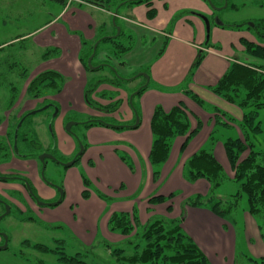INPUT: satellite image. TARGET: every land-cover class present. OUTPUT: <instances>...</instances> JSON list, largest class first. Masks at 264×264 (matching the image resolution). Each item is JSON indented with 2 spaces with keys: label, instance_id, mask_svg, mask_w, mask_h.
Instances as JSON below:
<instances>
[{
  "label": "rangeland",
  "instance_id": "1",
  "mask_svg": "<svg viewBox=\"0 0 264 264\" xmlns=\"http://www.w3.org/2000/svg\"><path fill=\"white\" fill-rule=\"evenodd\" d=\"M67 1L68 3L73 2L71 9L76 10L79 7H82L83 10L87 9L79 6L76 3L77 0ZM157 2L155 3L158 10L157 13L167 22L166 25L161 27V30L175 34L178 42L185 45L187 43L199 44L201 42L197 36L195 37L198 30L190 25V21L194 25V22H197L193 18L194 16H201L198 13L199 11H197V6L194 5L200 2L207 7V14L203 16L204 21H208L205 25V34L201 47L205 49V47L211 46L213 47V52L223 58H232L240 62L262 64L264 66V63L247 57L239 41L242 38L256 45L264 46V30H256L254 27L259 21H264V0H229L228 8H224L225 0H180L176 7H171L173 3L170 1L167 9H162L161 3ZM231 5H234V8H231ZM51 6L61 8L58 3L55 4L52 0H0V44H3L0 49V119H2L0 123V141L6 144L11 141L16 123H20L21 116L25 112L40 111L43 107L53 104L57 109V117L53 123L51 120V134L53 136V139L51 138L53 140L51 142V153L58 157L62 163H68L81 150H84L86 146L84 137L87 134L85 129L76 125L70 126L71 131L66 130V126L70 123L67 118L72 117V114L79 118L76 121L77 123L98 117L108 121V124L115 127H129L121 130L104 128V130L116 133V135H133L135 129L132 126L136 122V117H138L140 124V116L138 113L134 115V118L132 116L135 112L131 106L133 85H129L130 83L127 81L119 80L122 73L118 71L119 68L116 61L121 58L115 55L114 45L109 43L100 44L101 46H99L93 59V66H88L90 70L82 67L83 69L80 71V68H76L74 65V58L80 57L82 53L85 55L90 50L93 42L89 41L91 38L110 37V32L113 30L111 24L108 26L107 14L115 13V7H108L104 10L106 13L108 12L104 15L106 28L95 33L82 29L80 26L77 29L74 26L64 25V21L68 24L66 19L71 17L70 9L64 18L54 26V29L45 26L31 34L34 28H38L39 24L50 17ZM135 7L138 6L136 5ZM118 12V18L121 15H126L123 8H120ZM62 28L67 31H51L61 30ZM117 30L118 28H116V34H118ZM125 33L133 35L135 38L136 34L131 33L129 29ZM27 34L30 35L25 37V39L16 38ZM54 34L55 36L58 34L59 38L54 37ZM14 38L17 40H14ZM170 39L160 37L161 42L159 43H161V47H171L172 40ZM155 42L158 43L157 40ZM120 43L123 46L128 44L125 40H121ZM207 43L209 46H206ZM77 45L79 48H77ZM82 46L85 47L82 48ZM174 47L176 49L170 51V55L175 58L187 59L191 55L179 43ZM101 52L106 53L105 58L101 57ZM166 55H169L168 49H166ZM202 55L205 57L207 54L203 52ZM102 60L106 63H103ZM194 63L185 79L177 87L155 86L152 88L156 95L164 98L180 91L188 93V96L189 92L198 95V98L204 103V107L199 108L204 113H211L215 116L214 110H220L217 106L221 105L222 99L215 95L211 88L216 85L220 77H217V81H210L212 85L208 87L206 76L213 80L208 74L210 66L206 64L200 72H197L195 71ZM99 65L104 67L99 71L93 70ZM183 65L181 64L179 67L170 65L167 71L178 73ZM147 68L143 67L145 70H148ZM53 70L60 73L63 77L61 91L58 94L49 91L44 96L31 99L27 95V87L31 80L40 72ZM193 76L200 78L202 81H195V79H192ZM12 88L15 90L12 91ZM11 95L15 96V100L9 105L8 99ZM139 98L137 95L134 96V105L138 103ZM228 110L230 113L228 117L234 120L229 123V128L217 126L218 133L214 135L215 140H209L205 145L202 143L203 134L196 139L192 138L184 154L181 155V158L186 157L188 159L198 150L211 148L214 158L223 167L225 175L229 178L227 182L214 191L213 195L216 199L228 198L239 191V184L232 181V171L223 153V142L228 137L241 138L242 132L238 126L240 117L237 110L233 108ZM49 117L50 113L40 111L23 122V126L28 125L30 128L35 126L34 128H37L38 141L43 146L46 145V139L49 136ZM218 121L220 123L229 122L227 119L223 120L222 117H219ZM201 122L202 124L204 123L203 131H207L208 129L205 127L206 119H202ZM143 129H140V133L136 134L143 137L142 142L147 140V136L143 134ZM22 130L20 129L17 132V148H19ZM104 130L98 128L95 137H106L108 133ZM176 140L177 138L171 144L174 146L172 152L174 154L172 155L176 153ZM252 142L255 149L264 150V132L252 138ZM38 153V150H33L30 157H35ZM11 154L12 156L7 163L15 159L13 153ZM130 155L131 157L128 158V155L119 152L121 161L139 177L135 182L132 181V178L123 175L122 171L117 170L115 165L117 157L115 156L108 158L111 161L109 165H106L107 156L105 157L104 155L103 158L106 165L104 167L99 164L100 162L95 161V169L90 175L83 153L80 155L79 161L68 168L57 162H47L44 175L49 178L51 172V193L53 194L51 203L57 201L60 192L63 193L61 202L56 206L51 205V207L42 208V215L25 211L19 212V209L12 205L11 214L0 222V228L3 229L7 236V247L4 250H0V264H38L39 262L56 264L55 256L42 254L30 247L43 245L54 248L59 246L56 241L64 242L61 246L64 247L65 254L69 256L78 253L85 254L86 256L83 260L87 264H119L115 261L112 251L121 249L124 251V255L130 256L134 253L135 245L138 244L142 247L143 242L140 239V232L145 225L143 223L144 220L151 223L165 218L168 220L183 219L186 201L196 197L197 193L202 190L199 184H195V181L188 182L184 178L180 182L177 180L173 181L170 178L167 186L174 191H167V188L160 185L153 186L152 190L156 189L154 190L155 195L169 196L171 193H176V195L165 203H161V205L153 204L159 206H156L158 208L154 210V215H150L148 219H145V213L139 207L141 201L138 197L146 189V186L143 176L141 177L137 169V165L133 164L132 153ZM30 163L32 162L30 161ZM23 164L18 163L17 170L24 169L28 171ZM162 168L159 169V173ZM33 170L36 171L34 174L35 181L42 182L37 173V166L29 168V171L33 172ZM151 175L153 176V168ZM118 176L126 180L123 187L118 184ZM140 177L142 178L141 182ZM83 179H87L90 183L87 187L84 185ZM118 188L121 191H118ZM162 190L165 192L164 194H161ZM82 191L88 193L87 198L83 197ZM125 202L135 204L134 209L130 208L128 213L134 214L136 217V220H132L134 227L132 233L126 236L118 231H111L106 222L108 212L114 206ZM239 203L240 207L235 214L226 216L225 219L221 218L227 225L232 227L237 236L234 241V248L236 249L234 264H264V255L260 258H255L252 255L254 253L252 249L259 246L261 242L264 247V219H257L252 216L260 229V238H254L250 241L243 239L244 231L246 233V231L250 232L252 230L250 225L245 223V218L241 217L244 212H247V200L244 194H242ZM168 206H171V209L173 207L174 214L179 211L181 217L173 218V216L167 215L165 210ZM230 217L233 219L235 217L238 218V228L234 227ZM27 242L28 245L25 244Z\"/></svg>",
  "mask_w": 264,
  "mask_h": 264
},
{
  "label": "crops",
  "instance_id": "2",
  "mask_svg": "<svg viewBox=\"0 0 264 264\" xmlns=\"http://www.w3.org/2000/svg\"><path fill=\"white\" fill-rule=\"evenodd\" d=\"M52 1L55 4L58 3L61 8H56L55 6H51V14H49L50 17L48 19H45L41 24H39L37 26L38 28H34L31 34L41 30L45 26H49L54 29L55 28L54 26L61 19H63L64 16L69 12L73 3V2L68 3L67 0H62V1L52 0ZM157 1L155 0L151 1V6L153 7L152 9L155 10V16L152 18H149L147 16L148 8L144 3L138 4L137 5L138 7H135L136 5H128V4L121 5L115 7L116 10L115 13L112 14L107 12L108 13L107 14L104 11V9H101L93 4H89L87 2H82V3L76 2L79 6L86 7L87 9L83 10L82 7H79L76 10L71 9V11L69 12L71 17L66 19L68 21V24H66V22L64 21V25L70 27L74 26L75 28L77 27V29H79L80 26L82 29L84 28L95 33L98 30H102L106 28L104 15L107 14L109 21L108 26H110L111 24L113 30L112 32H110L111 33L110 37H112L113 39L119 37L120 29H121L123 35L122 37L116 39L115 41L117 43H120L121 40H125L128 42L127 46L122 45V47H127L128 50L119 56V58L121 59L116 61V63L119 68L118 71L122 73L120 76L121 79L119 80L127 81L130 83L129 85H133L132 86L133 98L135 95L140 97L136 105H134L133 103V98L131 100V106L132 107L134 106V111H135L134 114H132V116L134 118V115L138 113L140 116V124L138 123V126L135 128L134 130L135 133L133 135H116V133H110L109 131L104 130V128H106L104 126H93L91 128H84L81 126L87 132V134H85L84 137L86 146L84 148L83 157H85V164L87 166L88 173L90 175V173H92L95 169L94 166L95 161L100 162L99 164L104 167L110 164L111 160H108V158L115 156L117 157V161L115 164L117 170L122 171L123 175L127 176L128 178H132V181L135 182L139 179V177L132 171V169H129L128 166L125 163H123L119 157V152L128 155L127 156L128 158L131 157L130 153H132L133 164L135 163L137 165V169L141 174V177L143 176L144 183L146 186V189L142 191L138 197L141 201L139 207L141 210L144 211L145 219H148L150 215H154V210L158 208L156 206L161 205V204L153 205L149 203V199L151 197L159 196L154 194V190L156 189L152 190V187L156 185L157 186L160 185L161 187L167 188L168 189L167 191H174L172 190V188L170 189L167 186L169 179L171 178L173 181L177 180L178 182L183 181V176H182L183 164L187 159L186 157L181 158V155L184 154L190 140L192 138L196 139L197 137L203 134L202 143H204L203 145H205L209 141V136L214 126V120L217 119L219 120V117L220 118L222 117L223 120L228 119L229 118L228 116L230 115L228 109L233 108L234 110H237V112H239L240 119L242 116L241 111L236 106L226 103L223 100L221 101V105L217 106L218 108H220L219 111L223 114L216 117L217 115L214 116L211 113H206V112L204 113L203 110L200 109L201 107L199 108V106L195 102H193L184 91H180L179 93H176L174 95H167L168 97L164 98L156 95L152 87L155 86L177 87L180 84V82L185 79L189 69L192 67L193 63L196 62L200 56H201V61L199 65L194 66V68L195 71L200 72L206 64L210 66L208 74L211 76L213 80H210L208 78L209 76H206L208 87H211L212 85V82L210 81L213 82L214 80L217 81L216 80L217 77H221L233 62L240 64H253L248 62H240L232 58H223L222 56H217L212 50L213 47L209 46L208 43L206 46L209 47H205V49L206 48L207 49L206 51H204V49L201 47V44L203 43V38L205 34V25L207 24L208 21L207 22L204 21L203 15L207 14V7L202 3L199 2L198 4L196 3L194 4L195 6H197L196 8L198 9L197 11H199L198 13L201 14V16L197 15L193 17L195 20H197V22L196 21L194 22L195 25L193 24V22L189 20L190 25L196 27V29L198 30L197 33L195 34V37L197 36V38L201 42H199V44L187 43V45H185L177 41V39L175 38L176 37L175 34L166 33V31L161 30V27L166 25L167 22L166 20H164L163 17L158 15L157 13L158 10L155 5L156 2L159 4L161 3L162 9H167V7H169L168 5L170 1L173 3L171 7H176V4L180 2V0H175L176 2L174 0H157ZM120 8L124 9L126 15H121L118 18V13H119L118 11ZM118 19L120 23L118 22ZM116 28L119 29L118 34H116ZM128 29L131 31V33L136 34L135 38L133 37V35H129L125 33L126 31H128ZM51 31H67V30L62 28L61 30H51ZM28 35L30 34H27L26 36L21 35L16 38H20L22 40L25 39V37H27ZM53 36L56 37L57 39L59 38L58 34L56 36L54 34ZM160 37L165 39L172 38L170 39L172 40L171 47L162 48L161 43H159L161 42ZM96 39L97 38H91L89 40L90 42L93 41L91 44V47L93 46V48ZM155 40H157L158 43H156ZM136 43L138 44L136 45ZM178 43L183 45L186 48V50L189 53H191V55L187 59L175 58L172 55H170V51L176 49L174 46ZM84 47L85 46H82V48ZM184 47H182V49H184ZM77 48H79L78 45ZM166 49L169 50V55H166ZM203 52L207 54L205 57H203L202 55ZM105 54H106L105 52H101L102 55L101 57L105 58ZM82 56L83 53L80 54V57H77L76 59L74 58V63H75L74 65L76 68H80V71L81 69H83L82 68L83 65L80 59ZM102 62L106 63L103 60ZM181 64L184 65L178 73H176L175 71L173 72L167 71L168 66L177 65L179 67V65ZM144 66L148 67L147 68L148 70L143 69ZM100 69H101L100 66H97L93 70L99 71ZM163 71H165V73H163ZM143 74L149 76L148 80H146L145 77H143ZM192 79H195V81L196 80L202 81L200 78L196 76H193ZM138 88H143V91L140 94H134ZM178 103H183L186 106L187 110L191 113L189 132L196 127L198 122H200L201 124V129L198 132V134H196L187 141L184 150H181V145L185 141L186 136L177 137V140L175 141V144L177 146L175 155H172L174 154L172 153L174 146L171 145V150L169 153L168 160L163 165V168L161 167L162 169L159 173L158 179L154 181L153 176L151 175L152 167L148 162V154L152 143V136L149 127L152 112L156 107L162 108L163 111L165 112L169 111ZM78 119L79 118L75 114L74 115L72 114V117L67 118V121L76 122L78 121ZM95 119H102V118L95 117ZM202 119H206L205 127L208 129L207 131H203L204 123L202 124L201 122ZM98 128H102L105 132L108 133V135L106 137H95V135L97 134L96 130H98ZM140 129H143L144 130L143 134L147 136V140H144L143 142H142L143 137L136 135L140 133L139 132ZM104 155L105 157L107 156L106 165L104 163L105 162V159L103 158ZM12 166L17 170L18 162L12 161ZM141 177H140V182L142 179ZM118 178H119L118 184L121 185V187H123V184L126 183L125 178L122 179V177L120 178L119 176ZM31 179L35 181L34 175H32ZM85 180L88 181L87 179ZM194 183L199 184V186L202 189L201 192H198L197 194L202 197L206 196L209 191L208 182L203 181V179H199L196 180ZM118 191L121 190L119 189ZM83 192L85 191H82V193ZM164 193L165 192H163L162 190L161 194ZM174 194L176 195V193ZM52 196L53 194L51 193V198ZM134 207L135 204H133L132 202L120 203L119 205L114 206L111 209V211L108 212L106 216V222L108 223V219L110 215H112L113 213H128L129 209L130 208L134 209ZM165 211L167 215L173 216V218L181 217V213L179 211L177 214H174L173 207L170 211H168L167 208ZM184 212L185 215L183 216V219L181 221V228L183 232L193 240V242L200 249V251L208 258L209 262L211 264H234V260H235L234 256L236 252V249L234 248V241L236 240L237 236L236 233L233 231L232 227L227 225L221 219V217L215 215L206 207L186 206L184 207ZM39 214L42 215L41 210ZM237 217H235L236 220L230 217L235 228L236 227L238 228V224H239ZM241 217L245 218V223L249 224L250 228L252 229L250 230V232L246 231L245 233L244 231L243 239L250 241L253 240L254 238L255 239L260 238L259 236L260 229L256 224L255 219L248 213V211L244 212ZM143 223L146 225L148 221L144 220ZM243 229L245 230L244 226ZM239 234L240 233L238 231V235ZM252 251L254 252L252 253V255L255 256V258L263 257L264 247L262 242L255 249H252Z\"/></svg>",
  "mask_w": 264,
  "mask_h": 264
},
{
  "label": "trees",
  "instance_id": "3",
  "mask_svg": "<svg viewBox=\"0 0 264 264\" xmlns=\"http://www.w3.org/2000/svg\"><path fill=\"white\" fill-rule=\"evenodd\" d=\"M62 1V0H57ZM106 10L108 7H118L121 5H138L144 3L147 8V16H155V10L152 9L151 0H83ZM226 8L229 7V0H225ZM234 8V5H231ZM108 11V10H107ZM256 30H264V21H259L254 25ZM123 32L120 29L119 37H100L94 42L88 53L80 59L83 67L90 70L87 65V59L93 54V59L99 49L100 44L109 43L115 47V55H122L128 48L122 47L115 40L122 37ZM15 40V39H14ZM17 40V39H16ZM244 54L254 60L264 63V46L256 45L245 39H240ZM3 44H0V49ZM93 59L91 65L93 66ZM201 56L197 59L194 66H198ZM100 68L104 67L99 65ZM63 85V77L55 71H43L37 74L27 87V95L31 99H37L53 91L58 94ZM15 89L12 88V91ZM212 92L221 97L223 101L236 106L242 113L239 121L241 138L228 137L223 142V149L232 171V181L239 184V191L225 199H216L214 191L229 178L225 175L222 166L217 162L212 154L211 148L208 150H198L190 156L183 164V178L188 182H194L199 179L206 180L210 186L209 193L202 197H196L186 201V206L206 207L215 215L225 218L235 214L239 207L242 194L246 196L248 213L257 218L264 219V150L255 149L252 138L257 137L264 132V66L256 64H240L233 62L226 72L220 77L216 85L211 88ZM137 94L143 91L138 88ZM188 94V93H187ZM189 98L199 107H204L202 100L189 92ZM8 104H12L15 96L11 95ZM134 108V106H133ZM216 117L221 115L218 109H215ZM191 113L183 103H178L169 112L156 107L150 119V132L152 143L148 154V162L153 168V180L159 177V169L166 163L171 150V144L177 137L186 136L181 145V150L186 147L187 141L195 136L200 128V122L197 127L189 132ZM0 119V123H1ZM220 123L215 120L213 130L210 133L209 140H215V134L218 133L217 126L229 128L232 120ZM108 121L104 119H89L78 124L84 128L93 126H106ZM18 123H16L17 126ZM24 125V123H22ZM15 126V128H16ZM110 128L121 130L129 127ZM14 135V130L12 132ZM7 144L0 141V159L9 161L12 156V142ZM212 143V142H211ZM79 158L76 159V162ZM84 185L88 186V181L83 179ZM87 192H83V197H88ZM175 196L174 193L169 196H153L149 199L151 204L165 203ZM171 210V206L167 207ZM113 213L108 219V227L111 231H118L122 235H129L133 231L132 220H136L134 214ZM182 219H160L144 225L140 232V239L143 242L142 247L135 245L134 253L130 256L124 255L121 249L113 250L112 255L119 264H211L208 258L200 251L193 240L187 236L181 228ZM59 246L49 248L43 245L30 246L32 249L56 257V264H87L83 258L86 256L80 253L73 256L65 254L63 241H56ZM28 245V242L25 243ZM263 260V259H262ZM38 264H43L39 262Z\"/></svg>",
  "mask_w": 264,
  "mask_h": 264
},
{
  "label": "flooded vegetation",
  "instance_id": "4",
  "mask_svg": "<svg viewBox=\"0 0 264 264\" xmlns=\"http://www.w3.org/2000/svg\"><path fill=\"white\" fill-rule=\"evenodd\" d=\"M44 113H50V123L48 124L49 129V136L46 140V145L43 146L39 143V138L37 137V132L34 127L25 125L23 126L22 123L26 121L27 118H29L31 115L30 112L24 113L21 116L20 123L17 124L14 135H13V145L12 147V153L15 156L13 161H16L18 163H24L23 165L26 166V170H16L12 166V161L10 163H7V161H2L0 159V222H2L3 219L7 217V215L11 214V209L13 208L12 205L16 206L19 209V212H28V213H34L39 214L40 210L44 207H51V172L49 174V178L45 177L44 172L47 166V162H57L60 164L62 163L61 160L54 156V154L51 153V138L53 139V136L51 134V120L52 123L57 117L56 112L57 109L53 104H49L46 107H43V109L40 110ZM40 111H36L39 113ZM51 111V112H50ZM52 113V117H51ZM83 121L77 123L76 126H79L78 124L82 123ZM22 126V128H21ZM23 129L21 133V137L19 139V148H17L18 139H17V132L18 130ZM34 129V130H33ZM72 133V132H71ZM76 136V135H75ZM16 145V152L14 151V146ZM54 145V142H53ZM33 150H38L39 153L34 157H30ZM41 155L44 156H50L54 158L55 160H52L51 158H44L43 162L39 160V157ZM30 161L32 163H30ZM11 165V166H10ZM44 165V169L43 168ZM35 168L37 166L38 170L37 173L39 174V177L42 182L39 181H33L31 179L32 175L36 173V171L33 170L29 171L30 167ZM9 172V173H5ZM32 172V173H31ZM63 194V193H62ZM58 199L60 198L57 197ZM57 199V200H58ZM38 202L43 203V205H39ZM6 208L9 209V214L4 215ZM29 219V218H28ZM28 223V222H26ZM4 235L6 236L3 229L0 228V247L4 244ZM7 238V236H6Z\"/></svg>",
  "mask_w": 264,
  "mask_h": 264
},
{
  "label": "water",
  "instance_id": "5",
  "mask_svg": "<svg viewBox=\"0 0 264 264\" xmlns=\"http://www.w3.org/2000/svg\"><path fill=\"white\" fill-rule=\"evenodd\" d=\"M226 7V4H225V6H224V8ZM113 22H114V19H113ZM118 31V33H119V29L117 30ZM95 47H96V45L94 46V49H95ZM93 54L87 59V65L89 66V67H91V60L93 59ZM95 69V68H94ZM143 77H145L146 78V80H148V76L146 75V74H143ZM134 94H137V92H135ZM132 98H133V96L131 97V100H132ZM34 114H36V112H32L30 115H34ZM138 123H139V119H138V117H136V122H135V124L132 126V128H136L137 126H138ZM77 123H75V122H70V123H68V125L66 126V130H68V131H71L70 130V126H72V125H76ZM106 125V127H110V126H112V125H110V124H105ZM16 150H17V148H16V145L14 146V151L16 152ZM84 151V150H83ZM83 151L81 150L80 151V153L78 154V155H76L75 156V158L74 159H72L70 162H68V163H65V164H62V166L63 167H65V168H68V167H70V166H72V165H74L75 164V162H76V159L77 158H80V155L83 153ZM51 158L52 160H55L54 158H52V157H50V156H44V155H41L40 157H39V160L41 161V162H43V159L44 158ZM57 162H59V161H57ZM42 169H44V165H43V168ZM61 199H62V192H60V198L56 201V202H54V203H51V205H53V206H56V205H58L60 202H61ZM38 204L39 205H43V203H41V202H38ZM9 213V209L8 208H6V211H5V214L4 215H7ZM7 247V238H6V236L4 235V244H3V246H1L0 247V250H4L5 248Z\"/></svg>",
  "mask_w": 264,
  "mask_h": 264
}]
</instances>
